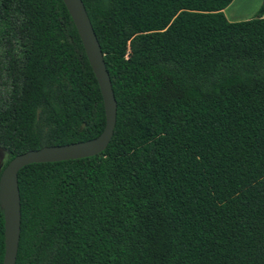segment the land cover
Masks as SVG:
<instances>
[{
	"label": "trees",
	"instance_id": "obj_1",
	"mask_svg": "<svg viewBox=\"0 0 264 264\" xmlns=\"http://www.w3.org/2000/svg\"><path fill=\"white\" fill-rule=\"evenodd\" d=\"M232 1L82 0L113 135L95 156L19 170L15 264H264V0L241 22ZM105 119L63 0H0L2 169Z\"/></svg>",
	"mask_w": 264,
	"mask_h": 264
},
{
	"label": "water",
	"instance_id": "obj_2",
	"mask_svg": "<svg viewBox=\"0 0 264 264\" xmlns=\"http://www.w3.org/2000/svg\"><path fill=\"white\" fill-rule=\"evenodd\" d=\"M81 39L87 59L98 82L105 110V125L95 138L59 146H46L13 157L3 166L0 149V208L4 220V255L2 264H15L19 246L21 207L17 175L21 168L33 163L59 162L92 157L105 150L116 123V101L104 54L95 35L82 0H63ZM2 170V171H1Z\"/></svg>",
	"mask_w": 264,
	"mask_h": 264
},
{
	"label": "crops",
	"instance_id": "obj_3",
	"mask_svg": "<svg viewBox=\"0 0 264 264\" xmlns=\"http://www.w3.org/2000/svg\"><path fill=\"white\" fill-rule=\"evenodd\" d=\"M261 4L262 0H233L223 13L229 22L246 21L255 16Z\"/></svg>",
	"mask_w": 264,
	"mask_h": 264
}]
</instances>
